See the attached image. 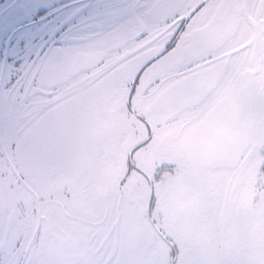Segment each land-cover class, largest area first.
Segmentation results:
<instances>
[{"label":"flooded vegetation","instance_id":"obj_1","mask_svg":"<svg viewBox=\"0 0 264 264\" xmlns=\"http://www.w3.org/2000/svg\"><path fill=\"white\" fill-rule=\"evenodd\" d=\"M261 223L264 0H0V264H251Z\"/></svg>","mask_w":264,"mask_h":264},{"label":"rangeland","instance_id":"obj_2","mask_svg":"<svg viewBox=\"0 0 264 264\" xmlns=\"http://www.w3.org/2000/svg\"><path fill=\"white\" fill-rule=\"evenodd\" d=\"M47 122V124H45L46 130H45V136L43 137V140H41L40 138L37 140L36 143L33 144V146L29 149H27L25 152L27 153H23L20 149V154L22 157V160H27V157H29L31 155L32 152H36L35 150L37 149H46V153L45 155L47 156L46 159L50 160V164L52 165V170H60L63 167V156L64 153H60L57 150H55L56 148H58V141L59 138L57 137V131H58V127L56 124V121L53 122ZM25 139H23L22 141L24 142Z\"/></svg>","mask_w":264,"mask_h":264},{"label":"water","instance_id":"obj_3","mask_svg":"<svg viewBox=\"0 0 264 264\" xmlns=\"http://www.w3.org/2000/svg\"><path fill=\"white\" fill-rule=\"evenodd\" d=\"M251 264H264V224H259L253 234L251 242Z\"/></svg>","mask_w":264,"mask_h":264}]
</instances>
